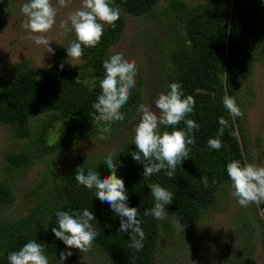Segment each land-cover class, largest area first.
I'll return each instance as SVG.
<instances>
[{
	"label": "trees",
	"instance_id": "1",
	"mask_svg": "<svg viewBox=\"0 0 264 264\" xmlns=\"http://www.w3.org/2000/svg\"><path fill=\"white\" fill-rule=\"evenodd\" d=\"M15 1L0 0V21L3 14L13 11ZM160 1L112 0L111 6L119 7L123 15L158 19L156 9ZM162 14L170 26L161 44L166 92L170 91L169 84L178 82L185 96L194 97V112L187 118L199 124V129L194 131L196 143L190 158L177 166L171 179L164 170L143 177V164L131 156L137 151L134 141L115 152L117 177L125 183L128 206L137 208V218L143 221L141 227L146 234L143 250L129 247L131 230L118 231L120 217L109 204L97 198L95 189H87L75 181L76 169L82 166L85 172L89 168L97 170L101 179L110 174L106 156L93 157L67 165L60 175L43 171L42 179L28 191L26 214L14 219L0 218V264H9L8 255L31 240L44 245L49 264H59L60 253L71 248L51 231L57 226L56 212H82L85 208L93 211V223L100 233L93 246L106 260L111 264H152L160 235L164 230L170 232L171 223L143 215L155 204L149 184L159 183L173 193V203L165 205V210L170 220L180 218L184 232L216 205L222 185H232L227 164L239 160L243 165L245 147L238 136L229 134L241 132L240 121L229 114L222 101L224 95L236 100L239 84L250 79L255 56L264 48V0H205L196 4L168 0ZM123 15L120 13L115 29L104 26V34L96 48H83L78 65L61 62L34 69L29 62H22L10 69L0 88V126L8 127L25 143L21 149L4 157L0 208L14 203L13 180L25 174L38 158L63 155L75 142L100 135L106 122L94 118L99 114L92 104L102 93L100 81L106 75L103 62L109 59V49L123 35L126 24ZM70 40L75 41L76 36ZM138 91L139 86L132 89L128 102L121 108L126 118L137 107ZM220 117L228 120L230 127L220 137L223 147L217 151L209 149L207 141L217 138ZM124 121L112 122L111 129H118ZM184 127L181 122L176 130ZM167 130L171 132L173 127ZM202 176L208 177L207 188L200 181ZM213 178L216 184L212 183ZM261 240L264 248V225Z\"/></svg>",
	"mask_w": 264,
	"mask_h": 264
},
{
	"label": "rangeland",
	"instance_id": "2",
	"mask_svg": "<svg viewBox=\"0 0 264 264\" xmlns=\"http://www.w3.org/2000/svg\"><path fill=\"white\" fill-rule=\"evenodd\" d=\"M168 0H161L156 9L158 19L153 16L133 17L120 13L125 18V29L119 42L109 49V58L122 52L128 60H134L138 73L135 77L139 86L137 107L118 129L87 140L75 142L63 155L38 158L25 174L13 180L15 201L11 206L0 208V218H18L26 214L29 205L27 194L30 188L42 179L43 171L49 175H60L66 166L84 158L105 157L110 151L116 152L123 145L133 142L135 128L139 123L140 104H152L159 94L166 93L162 74L164 52L161 44L170 27L163 16V7ZM196 4L205 0H184ZM28 0H16L13 11L3 14L0 21V88L6 82L10 69L18 63L29 62L34 69L47 68L61 62L71 66L80 64L81 59L68 57L66 48L74 31L65 33L61 21L80 9L82 0H70L67 7H61L58 0H51L56 8V23L45 35L54 50L47 53L43 45H37L28 37L39 35L23 27L27 17L21 12ZM70 27V21H69ZM64 52V54H63ZM136 86L134 89H136ZM133 89V90H134ZM237 105L244 113L239 118L241 132L238 139L245 147L243 164L253 163L264 166V48H260L253 61L249 80L241 82L236 92ZM58 127V125L56 126ZM25 140L16 138L8 127L0 126V177L4 157L9 152L21 149ZM232 185H222L217 193L216 205L205 211L201 220L187 232L177 230L173 220L171 230L162 231L152 264H264V248L261 228L264 225V204L241 207L232 195ZM72 255L64 264H111L96 247L88 252L71 248Z\"/></svg>",
	"mask_w": 264,
	"mask_h": 264
},
{
	"label": "clouds",
	"instance_id": "3",
	"mask_svg": "<svg viewBox=\"0 0 264 264\" xmlns=\"http://www.w3.org/2000/svg\"><path fill=\"white\" fill-rule=\"evenodd\" d=\"M61 7H67L70 0H58ZM112 0H82L80 9L72 12L67 21H61L60 28L65 33L74 31L76 40L70 42L66 48L68 57L78 60L83 56V48H96L104 34V26L115 29L116 22L120 18L119 7H112ZM21 12L27 17L23 27L31 33L28 38L37 45H43L47 53L54 55V50L49 47L50 40L43 34L52 30L56 23V8L51 0H28L21 7ZM70 21V27H69ZM83 46V47H82ZM61 70L63 64L60 65ZM106 75L100 81L102 93L97 101L92 104L96 120L104 121L105 126L100 130V139H106L107 133L112 131L111 123L124 121L125 114L121 108L128 102L132 89L136 86L135 77L138 69L134 60H128L122 52H117L103 62ZM39 79V77H37ZM170 91L159 94L152 104H140L138 111L141 113L139 123L135 128L134 144L137 151L132 152V158L143 164V177H151L164 170L168 178L175 174L177 166H181L184 160L190 158L192 146L196 139L194 131L199 129V124L187 117L194 112L195 99L191 95L185 96L182 85L173 82L168 85ZM223 105L232 117L242 118L244 113L236 103L235 98L223 96ZM183 122L184 129L176 130ZM220 125L217 138H210L207 147L219 150L223 147L220 137L225 129L229 128V122L224 117L218 120ZM169 126L173 130L169 132ZM231 136H238V132L232 131ZM115 152L110 151L105 157V163L109 175L101 179L97 170L78 167L75 181L78 185L87 189H95L94 194L101 202L110 205L113 212L120 217L119 232H130V248L142 251L146 234L141 225L143 221L137 218L138 209L128 206V194L123 179L117 177V160ZM227 175L232 182V195L238 199L241 207L255 204L258 207L264 204V166L253 163L241 164L239 160H233L227 164ZM200 181L204 187L209 186L207 176H202ZM213 184L217 181L212 180ZM151 196L155 200L154 207L143 212L145 217L151 216L156 220H164L169 215L165 205L173 203L174 195L162 187L159 183L149 184ZM57 226L51 229L54 236L61 240L68 248L79 249L88 252L93 247L94 240L100 235L94 226V213L88 208L82 212L57 211ZM126 218V219H125ZM177 217L173 223L177 230H184ZM72 255L71 251L60 253L59 264ZM9 264H49L44 254V245L31 240L25 243L19 250L8 255Z\"/></svg>",
	"mask_w": 264,
	"mask_h": 264
}]
</instances>
